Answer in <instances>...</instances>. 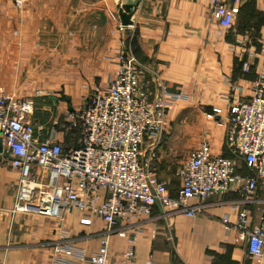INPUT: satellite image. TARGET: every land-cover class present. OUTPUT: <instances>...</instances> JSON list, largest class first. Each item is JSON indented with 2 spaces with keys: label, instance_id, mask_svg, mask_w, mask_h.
I'll return each instance as SVG.
<instances>
[{
  "label": "crops",
  "instance_id": "crops-1",
  "mask_svg": "<svg viewBox=\"0 0 264 264\" xmlns=\"http://www.w3.org/2000/svg\"><path fill=\"white\" fill-rule=\"evenodd\" d=\"M211 1L26 0L19 7L0 0V91L34 98L36 134L45 139L57 128L63 145L73 146L79 131L66 128L65 111L84 106L96 85L109 83L114 57L125 50L138 63L150 98L164 96L169 106L158 142L145 141L143 156L153 155L152 169L171 195L182 183L177 161L202 142L213 154L235 159L236 172L245 175L248 166L229 141V123L207 114L216 105L226 114L230 101L250 95L264 67V0H242L233 24L223 29ZM126 17L130 23L123 25ZM20 176L0 150V264H77L73 256L56 262V246L91 253L104 235L110 239L107 264H264L233 227L240 210L259 222L260 188L252 198L240 189L210 195L196 215L155 204L110 229L96 217L82 223L76 207L52 216L13 213Z\"/></svg>",
  "mask_w": 264,
  "mask_h": 264
},
{
  "label": "built area",
  "instance_id": "built-area-1",
  "mask_svg": "<svg viewBox=\"0 0 264 264\" xmlns=\"http://www.w3.org/2000/svg\"><path fill=\"white\" fill-rule=\"evenodd\" d=\"M22 7L26 0H14ZM242 0H212L218 26L230 27ZM116 70L107 85H96L85 105L65 111L66 128L79 131L78 144L65 149L58 129L45 139L36 134L35 100L17 98L0 91V142L12 167L21 172L12 212L52 216L60 209L78 208L82 223L93 218L116 228L123 220L138 219L155 204L174 212L196 215L210 195L240 189L252 198L264 192V67L251 84L247 98L230 101L226 114L213 106L209 117L229 123L228 138L244 158L248 172H236V160L215 155L208 142L192 149L180 170L176 197L166 181L158 180L152 157L143 156L145 141L154 146L167 120L164 96L151 99L138 63L125 50L114 57ZM198 203L189 205L190 198ZM228 223V218H224ZM233 227L247 239L248 253L264 256V212L258 223L240 210ZM65 235L68 236L67 232ZM134 242L136 239H133ZM55 261L74 257L77 264H107L110 239L104 235L96 251L57 245ZM127 258L133 257L132 250Z\"/></svg>",
  "mask_w": 264,
  "mask_h": 264
},
{
  "label": "rangeland",
  "instance_id": "rangeland-1",
  "mask_svg": "<svg viewBox=\"0 0 264 264\" xmlns=\"http://www.w3.org/2000/svg\"><path fill=\"white\" fill-rule=\"evenodd\" d=\"M187 159H188V156H185V157L180 158V159L177 161V164H178V166H179V170L182 169V167H183L184 164L186 163ZM180 177H181V176H180Z\"/></svg>",
  "mask_w": 264,
  "mask_h": 264
},
{
  "label": "water",
  "instance_id": "water-1",
  "mask_svg": "<svg viewBox=\"0 0 264 264\" xmlns=\"http://www.w3.org/2000/svg\"><path fill=\"white\" fill-rule=\"evenodd\" d=\"M130 23L129 17L123 20V25H128ZM0 150H2V142H0Z\"/></svg>",
  "mask_w": 264,
  "mask_h": 264
},
{
  "label": "trees",
  "instance_id": "trees-1",
  "mask_svg": "<svg viewBox=\"0 0 264 264\" xmlns=\"http://www.w3.org/2000/svg\"><path fill=\"white\" fill-rule=\"evenodd\" d=\"M74 131H78V130H76V129H74ZM78 144V142H77V140H76V142L74 143V145L73 146H75V145H77ZM72 146H64V148L67 150V149H69V148H71Z\"/></svg>",
  "mask_w": 264,
  "mask_h": 264
}]
</instances>
